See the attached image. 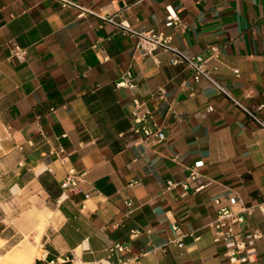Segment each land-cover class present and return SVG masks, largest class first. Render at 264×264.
<instances>
[{"label": "crops", "instance_id": "1", "mask_svg": "<svg viewBox=\"0 0 264 264\" xmlns=\"http://www.w3.org/2000/svg\"><path fill=\"white\" fill-rule=\"evenodd\" d=\"M71 1L89 13L0 0V264L23 244L36 251L28 264H95L117 242L130 249L111 264H231L211 230L222 207L247 210L238 231L259 233L237 264H264V131L169 54L157 64L100 19L122 12L132 28L172 36L191 55L217 50L216 79L264 119V0ZM15 45L25 60L11 56ZM128 73L135 88L118 87ZM135 109L165 140L134 133ZM197 163L210 184L186 190ZM73 169L85 173L83 192L63 194ZM13 191L21 197L9 201ZM14 203L30 219L13 217Z\"/></svg>", "mask_w": 264, "mask_h": 264}, {"label": "built area", "instance_id": "2", "mask_svg": "<svg viewBox=\"0 0 264 264\" xmlns=\"http://www.w3.org/2000/svg\"><path fill=\"white\" fill-rule=\"evenodd\" d=\"M64 6H72L81 11L80 16L89 13V10L83 6L72 2L71 0H57ZM122 12L111 16H100V19L107 24H111L118 28L122 35L135 40V50L142 53L143 56H149L154 59L158 64V53L164 52L170 55V63L172 65L183 64L192 72V75L197 83L204 80L210 83L220 93L231 98L238 106H240L248 116L258 125V127L264 131V119H262L256 112H253L245 108L241 103L235 100L226 90L225 86L216 79V75L219 73L218 67H210L209 61L215 55L217 50H213V55L210 57H204L202 55H191L173 45L172 36H168L155 31L136 30L123 22L121 17ZM168 23L173 26H179L181 19L175 13H170L168 16ZM11 56L17 57L20 60H25L26 50L18 45H15L11 49ZM109 58L107 55L101 54L99 60L101 62L107 61ZM238 74V71H234ZM118 87H127L134 89L135 84L131 79V75L126 74L120 82L117 83ZM137 106L138 102L134 101ZM135 109L132 114L134 117L133 131L135 134L143 135L144 137H152L157 141L165 140V134L161 130H153L144 123L147 122V116H140ZM201 163H197L191 171L189 178L182 184L184 189H194L199 191L207 187L210 183L202 180L197 172V169L201 166ZM85 173L76 172V170H70L69 174L62 184V189L66 192L82 193L81 184L84 181ZM176 184L169 182V187H175ZM88 198L89 195L86 194ZM219 203V202H218ZM233 204H238L237 200H232ZM127 206L132 207V203L128 202ZM259 210L264 217V204L259 206ZM247 210L241 209L234 211L231 207H222L218 211L217 219L211 224V230L213 233V241L216 244H222L225 249V256L229 259L231 264H237L248 260V256L252 255L255 247V242L259 238L258 232H240L238 228L245 222V214ZM176 231H179L177 226L174 227ZM139 230H134L131 233V238H136L140 235ZM130 249L129 244L123 242H117L110 245L107 248L109 258L101 260L95 264H111V257L114 255H123ZM55 264L54 262H51Z\"/></svg>", "mask_w": 264, "mask_h": 264}, {"label": "rangeland", "instance_id": "3", "mask_svg": "<svg viewBox=\"0 0 264 264\" xmlns=\"http://www.w3.org/2000/svg\"><path fill=\"white\" fill-rule=\"evenodd\" d=\"M11 196H12V198H10L9 201H12V200H15V199L21 197V195L19 194L18 191H13V192L11 193ZM14 202H15V201H14ZM21 204H22V203H21ZM21 204H20V208L15 207V206H16L15 203L12 204V205H9L11 209H12V207L14 206L15 209H16V211H18V213H15V214L13 215V217H18L19 215L22 214V217L26 218V220H27V219H30V216L24 215L23 212H21V211H23L24 208H25V207L23 208V207H22L23 205H21ZM26 209H27V208H25L24 211H27ZM43 216H44V213H42V214L40 215V218H39V220H40V224H39L38 228H39V227H40V228H41V227H44V228H43V233H44L45 228H46V225H47V223H48V218L42 220V219H43ZM41 223H43V224H41ZM37 230H38V229H37ZM41 232H42V230H40L39 232L37 231V233H36V241H37V242H39V240H40V238H41V236H42V235H41V236L38 235V234L41 233ZM43 233H42V234H43ZM35 252H36V251H35V250H32V248H31L28 244H23L22 246H20V248H16L13 252H11V253L6 257V259H4V260H5V262H7L8 264H10L12 261H17V262H19L20 264H28V263L31 262V260H33V258L35 257Z\"/></svg>", "mask_w": 264, "mask_h": 264}]
</instances>
